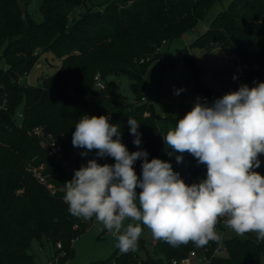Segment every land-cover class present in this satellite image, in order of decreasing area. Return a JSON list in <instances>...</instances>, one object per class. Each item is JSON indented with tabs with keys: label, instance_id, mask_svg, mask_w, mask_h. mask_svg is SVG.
Masks as SVG:
<instances>
[{
	"label": "trees",
	"instance_id": "16d2710c",
	"mask_svg": "<svg viewBox=\"0 0 264 264\" xmlns=\"http://www.w3.org/2000/svg\"><path fill=\"white\" fill-rule=\"evenodd\" d=\"M21 1L29 0H0V264H47L38 262L30 251L32 239L43 242L44 237L54 246L61 244L57 246V264H64L73 254V240L87 230L94 217L84 220L69 213L63 199L64 183L73 176L50 155L33 129L42 126L45 133H52L63 144L64 157L70 159L67 144H72L81 118L109 116V123L119 126L121 143L130 153L146 150L149 161L158 158L164 134L152 104L145 102L143 95L142 74L150 62L138 63L136 59L194 26L216 0H109L103 8L86 6L87 0H41L42 21L22 8ZM77 5H85V9L71 18ZM214 43L239 56L238 71L216 72L230 74L234 91L264 82V0H231L190 45L209 47ZM43 50H50L60 65L36 85L22 82L21 77L40 62ZM173 58H184L195 75L200 70L186 47ZM97 72L102 78L110 73L126 74L136 101L127 102L106 83L96 90ZM183 117L169 115L168 119L176 126ZM129 118L139 122L138 147L130 134ZM91 152L98 164L114 165V158L98 157L96 149ZM183 154L187 169L176 172L179 177L189 186L206 179V165L198 164L187 152ZM258 159L260 166L253 171L264 176V154ZM43 163L50 166L44 174L57 173L50 183L63 186L62 190L52 192L34 176L31 168ZM133 167L142 178V161L137 160ZM220 226L221 218L217 233ZM216 244L210 241L197 247L189 242L172 247L155 239L150 252L145 239L139 237L135 251L119 249L114 260L110 257L92 264H172L192 250L205 252L214 264H261L264 257V240H258L256 233L229 236L224 254L212 255Z\"/></svg>",
	"mask_w": 264,
	"mask_h": 264
},
{
	"label": "clouds",
	"instance_id": "9594fccd",
	"mask_svg": "<svg viewBox=\"0 0 264 264\" xmlns=\"http://www.w3.org/2000/svg\"><path fill=\"white\" fill-rule=\"evenodd\" d=\"M109 118L84 115L75 125L72 144L87 150L82 156L96 149L98 157H112L115 163L100 165L91 159L64 183L63 199L71 215L95 217L124 253L135 251L143 231L140 223L125 226L126 220L142 222L154 238L172 247L219 241L216 225L221 217L237 235L252 232L264 240V176L253 171L264 154V82L251 88L242 85L211 106L197 98L162 137L166 150L187 152L206 165V179L191 186L169 162L149 161L146 150L130 153L121 143L119 126ZM128 124L138 147L139 122L129 118ZM137 160L142 161V178L133 167ZM182 160V155L176 156L177 163Z\"/></svg>",
	"mask_w": 264,
	"mask_h": 264
},
{
	"label": "rangeland",
	"instance_id": "374dc122",
	"mask_svg": "<svg viewBox=\"0 0 264 264\" xmlns=\"http://www.w3.org/2000/svg\"><path fill=\"white\" fill-rule=\"evenodd\" d=\"M108 1L87 0L86 6L103 8V4ZM230 1L216 0L206 14L196 21L194 26L186 27L180 34L168 39L167 42L161 45L159 49L161 62L152 61L147 66H144L145 71L142 74L144 78V101L152 104L158 127L164 135L170 129L175 128L173 123L168 119L169 115L184 116L193 108L197 102V98L200 99L201 103L211 106L216 99L222 98L223 95L231 92L230 74H216V72L222 69H229L231 72L235 71V66L239 63L238 54L224 51L219 43H214L209 47L190 45L196 35L207 29L213 17L220 9L226 7ZM40 3L41 0L20 2L22 8L28 10L37 21L44 19V15L39 7ZM84 9L85 5H77L70 17H77L80 11ZM183 47L188 49L189 55L200 69L196 75L184 58H173ZM39 61V63L33 65L21 77L22 82L36 85L44 77L52 74L60 65V59L54 56L50 50L41 51ZM103 80L114 93L124 96L127 102L134 103L136 101V94L131 86L132 81L126 74L110 73ZM96 90L99 91L100 89L96 87ZM177 90H182L179 95L175 94ZM203 96H208L209 100L204 102L202 100ZM169 152H172V150H166L164 143L158 158L169 162L174 172L186 171L187 162L184 154L172 152L169 155ZM178 155H182L183 157L181 163H177L176 161V156ZM47 168H50L47 163L40 165L42 173ZM45 175L49 181L57 177V173L51 171ZM51 184L54 185L55 190L63 189V186L58 187L54 183ZM140 191L142 190L137 191V194ZM128 223H140L143 229L140 237L145 239L148 244V250L151 252L152 243L156 239L151 230L144 226L142 222L126 220L124 222L125 226ZM100 225L101 223L97 220L93 221L85 232L73 240V254L64 264H92L101 260H107L110 257H113L114 260L115 256L119 255L120 251L117 252L119 250L117 238L110 232L101 233ZM42 241L32 239L30 251L40 263L57 264L56 251L58 245L54 246L45 237ZM139 252L142 255L145 254L144 250H139ZM189 264H198V262L193 258ZM261 264H264V257L261 259Z\"/></svg>",
	"mask_w": 264,
	"mask_h": 264
},
{
	"label": "built area",
	"instance_id": "2783aa9c",
	"mask_svg": "<svg viewBox=\"0 0 264 264\" xmlns=\"http://www.w3.org/2000/svg\"><path fill=\"white\" fill-rule=\"evenodd\" d=\"M166 41L164 40L163 43ZM161 46H157L155 50L146 56H143L139 59H136L138 63H146V62H152L156 61L157 63L161 62L159 49ZM240 69V64L238 63L235 66V70L238 71ZM94 84L98 88H104L105 87V81L103 80L101 74L97 72L94 75ZM231 92H234V89L230 88ZM202 100L208 101V96H203ZM37 137L40 138L41 143L43 146L48 147L49 153L51 156L55 158L56 161L62 162L65 165L66 171L74 176V173L76 170H79L82 166H85L87 162L93 158V154L91 151L87 152V155L82 156L81 153L87 151L83 148L74 147L73 144L69 145L67 144V139L65 136H63L62 141L65 142L69 147V153H70V159L65 158L64 154V146L62 143L58 142V140L53 136L52 133L48 132L45 133L44 128L42 126H36L32 131ZM31 171L33 172L34 176L38 179L39 182L46 185L52 192H55L53 185L50 183V181L47 179L46 175L40 171V166H34L31 168ZM225 217H221V226L218 229V235L220 236L219 241H217L216 246L214 247L212 251V255H220L224 254L226 250L225 246V240L229 236H232L233 234H236L232 229L228 228L224 221ZM96 218L94 217L93 221H95ZM93 223V222H92ZM100 231L101 233H107L108 230L105 229L104 225L101 223L100 225ZM155 242V241H154ZM58 247L61 246L60 243L57 244ZM196 259L198 264H214L212 262L211 257H209L205 252H199L197 250L190 251L187 256L183 257L180 260L174 259L172 261V264H189L192 259Z\"/></svg>",
	"mask_w": 264,
	"mask_h": 264
}]
</instances>
